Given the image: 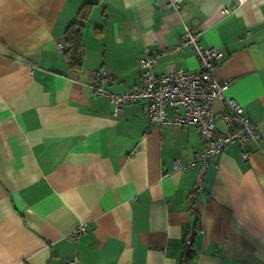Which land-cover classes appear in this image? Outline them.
Segmentation results:
<instances>
[{"label":"crops","instance_id":"1","mask_svg":"<svg viewBox=\"0 0 264 264\" xmlns=\"http://www.w3.org/2000/svg\"><path fill=\"white\" fill-rule=\"evenodd\" d=\"M234 2L0 0V264H179L187 234L191 264H264V0ZM73 21L83 24L79 68L64 53ZM185 24L223 52L213 75L260 134L214 156L196 213L195 126H148L140 102L115 112L91 85L102 67L104 89L136 86L144 48L171 45ZM170 63L197 66L183 48L160 55L156 73ZM211 107L225 130L227 101ZM79 224L86 231L69 239Z\"/></svg>","mask_w":264,"mask_h":264},{"label":"built area","instance_id":"2","mask_svg":"<svg viewBox=\"0 0 264 264\" xmlns=\"http://www.w3.org/2000/svg\"><path fill=\"white\" fill-rule=\"evenodd\" d=\"M234 1L235 4H240L243 0ZM180 2L181 0H167V5L178 9ZM223 11L227 12L228 9L224 8ZM56 47L59 51L65 49L62 41H57ZM183 48H189L197 60L194 69L184 70L170 63L163 73H156L160 55ZM222 58L223 52L219 48L203 46L200 43V31L185 24L183 31L171 45L156 50L144 48L137 59L140 80L136 86L127 87L119 93L104 89L99 83L109 80L110 76L102 67L96 71L91 81L93 90L105 95L113 104L115 112L127 103L140 102L141 113L148 126H195L203 140V146L192 153L191 161L186 165L197 166L193 185L187 195V209L190 212L195 210L202 193V180L207 168L210 165L218 166L214 156L221 153L228 143L242 146L250 139L258 141L260 138L256 122L244 113L242 106L233 99L224 97L228 82L216 79L213 75V70ZM214 99H224L228 103L229 111L221 110V117L227 125L225 130L217 127L211 107ZM247 155V151L241 152L243 159ZM174 168L178 169L177 163H174ZM85 231V225L79 224L67 237L76 239ZM185 242L191 243V240L186 238ZM72 263L73 260H68L63 264Z\"/></svg>","mask_w":264,"mask_h":264},{"label":"trees","instance_id":"3","mask_svg":"<svg viewBox=\"0 0 264 264\" xmlns=\"http://www.w3.org/2000/svg\"><path fill=\"white\" fill-rule=\"evenodd\" d=\"M92 2H84L78 11V17L84 19L89 11V7ZM82 30L83 24L78 22H71L65 30V40L68 44L67 49L65 50L66 58L68 62L75 68H79L81 65V48H82ZM192 213H196L195 210ZM198 223V222H197ZM198 224L194 226L193 234L197 231ZM190 233V231H189ZM192 234H187L183 240V252L181 255V260L179 264H191L194 253L192 250V241L191 243L185 242L186 238L192 240Z\"/></svg>","mask_w":264,"mask_h":264}]
</instances>
